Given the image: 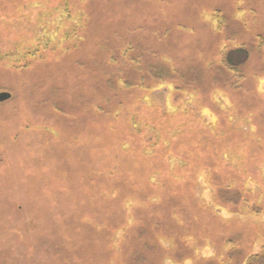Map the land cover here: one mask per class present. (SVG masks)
<instances>
[{"label": "rangeland", "instance_id": "374dc122", "mask_svg": "<svg viewBox=\"0 0 264 264\" xmlns=\"http://www.w3.org/2000/svg\"><path fill=\"white\" fill-rule=\"evenodd\" d=\"M2 94L0 264H120L171 207L153 264H264V0H0Z\"/></svg>", "mask_w": 264, "mask_h": 264}, {"label": "trees", "instance_id": "16d2710c", "mask_svg": "<svg viewBox=\"0 0 264 264\" xmlns=\"http://www.w3.org/2000/svg\"><path fill=\"white\" fill-rule=\"evenodd\" d=\"M239 50H238L239 51L238 53H243L244 55L246 54L245 56H247L246 50H243L242 48ZM246 58L247 57H245V59ZM225 61H226V64L224 66H226V68L230 72L239 73V65L243 63L240 59L234 60L232 56L229 57V54L227 53ZM126 85H127L126 87H130L128 82L126 83ZM135 162L139 163L138 161H135ZM140 168L141 170L139 171L138 174L140 173L142 174L141 176H143L144 180L141 181L142 182L141 184H143L145 187L144 186L140 187V185L138 184L139 182L135 184L134 183H131V184L122 183V190H123V186H124V190L122 191L119 188L121 192L119 193L120 196L118 195L119 202L121 204L123 203L124 205L127 206V202H130V204L136 203V200H137L136 198L139 196V194L144 196L145 193L147 192L145 189L146 186H148L147 184L152 183V180L155 178L153 173L147 174L150 170L148 167L146 168L147 170H144L145 168L144 166H141ZM157 177L161 181L165 179L164 176H157ZM169 179L173 180V176H169ZM152 185L154 186V184ZM126 188L128 189L131 188V190L129 189V191H126L127 190ZM135 189H139V190L136 191ZM150 195L151 194L147 196L148 197L147 200H145L146 198H144V200H139L140 202H137V203L141 204V206H147V204L154 203L153 196L154 197L157 196L156 198H160L161 196L156 193L152 194V196ZM163 197L162 199L158 201L159 203H173L172 205H176V203H178L181 200L178 195H174L172 197H168L167 195H164ZM169 209L173 211L170 212L168 215L167 214L162 215L161 213H159V216H156L155 214L152 215L153 218L167 219L164 221H159V224L154 226V228L156 229H153V230H152L153 224L151 223L153 219L150 215H148V218H145L144 216L136 217L135 214L133 213L131 214V224L128 223V225L127 224L123 225V231H122L123 236L121 237L118 245L114 246L115 249L119 251L118 253H115L117 254L116 256L118 257V259L122 255L123 261L122 263L120 262V264H153V262L151 261V256L152 254H156L154 251L161 237H167V238L176 237L175 230L177 227L179 229L181 228L182 236L186 235L187 233H190L193 230L195 224H188V223L179 224L176 221V218L179 213V209L177 208L172 209V207ZM181 213H182V210H181ZM115 214L118 215V213H115ZM115 214L113 213L114 216H116ZM122 223L123 222H121V224ZM160 223L162 225H160ZM157 234L160 235L159 238ZM147 235H149V237H146ZM188 235H192V234H188ZM174 241L176 240H173V242L172 241L171 242L174 243ZM232 243L233 242H228L229 245ZM183 245H185V243H183ZM262 250H263L262 253H264V248ZM260 258L261 256H252L250 259L251 261H254V260L256 261V260H259Z\"/></svg>", "mask_w": 264, "mask_h": 264}, {"label": "water", "instance_id": "95a60500", "mask_svg": "<svg viewBox=\"0 0 264 264\" xmlns=\"http://www.w3.org/2000/svg\"><path fill=\"white\" fill-rule=\"evenodd\" d=\"M8 97H9L8 94H2V96H1V98H0V101H4V100H6Z\"/></svg>", "mask_w": 264, "mask_h": 264}]
</instances>
